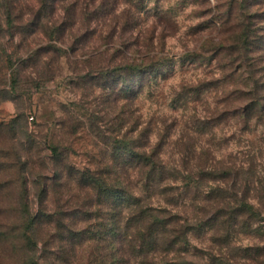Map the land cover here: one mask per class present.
Listing matches in <instances>:
<instances>
[{"label": "clouds", "instance_id": "9594fccd", "mask_svg": "<svg viewBox=\"0 0 264 264\" xmlns=\"http://www.w3.org/2000/svg\"><path fill=\"white\" fill-rule=\"evenodd\" d=\"M85 3L81 0V16L75 28L63 38L41 41L59 49V54L43 55L23 69L15 89L7 76L0 83V89L9 92L7 97L0 94V264H180L189 258L179 252L167 255L143 250L146 238L161 248L170 238L159 228L148 231L154 213L141 218L140 212L153 203L148 193L172 181L157 183L148 175L151 165L146 167L141 161L151 156L162 130V126L156 128L147 147L139 145L146 121L134 127L140 113L125 97L141 88L143 94H155L159 104L155 115L165 120L175 115L168 105L179 93L203 80L224 79L229 74L227 83L205 94L201 105H188L186 122L207 119L226 107L242 111L250 101H257V115L251 119L236 116L215 135L219 141L235 134L229 149L231 157L221 152L206 165L193 161L187 170L181 168L180 145L184 138L178 130L169 140L163 163L169 171L178 170L181 179L175 181L174 194L181 197L184 177L195 180L201 170L219 172L225 168L233 173L223 183H192L187 197L182 198L187 223L196 222L189 209L194 211L200 206L211 216L219 207L232 206V200H206L217 187L226 194L234 193L233 199L238 200L248 185L252 197L248 203L264 217V48L256 49L251 43L256 36H264V18L252 16L264 14V0H234L231 11L233 0H208L204 7L211 11L205 19L212 23L190 43L182 40L183 47L167 53L145 47L117 60L110 58V52L119 43L105 46L100 43L99 33L90 43L71 51L74 37L96 27L82 26ZM173 3L170 0L164 7ZM35 7L38 5L33 4ZM12 8V0H0V16ZM17 11L19 6L12 14ZM193 11L188 8L185 15ZM31 19L29 12L15 23L24 27ZM6 41L7 35L0 37V43ZM21 41L22 36L16 35L7 51L12 52ZM30 44V40L25 41L16 54L21 60H27L38 47ZM220 45L232 46L233 51L216 56L210 66L213 75L181 77L164 85L162 77L169 73V66L155 62L158 56L167 55L175 62L188 55L206 59ZM204 70H208L207 65ZM36 83L39 88L33 87ZM239 93L248 95L231 104L216 103L221 97ZM200 143L203 145L202 140ZM156 204L160 206L158 199ZM258 224L264 230V220L252 223L251 229H257ZM171 227L170 235H174ZM229 230L234 243L219 252L225 262L238 247L264 244L241 236L239 223ZM256 264H264V258Z\"/></svg>", "mask_w": 264, "mask_h": 264}, {"label": "trees", "instance_id": "16d2710c", "mask_svg": "<svg viewBox=\"0 0 264 264\" xmlns=\"http://www.w3.org/2000/svg\"><path fill=\"white\" fill-rule=\"evenodd\" d=\"M159 1L160 0H151V7H149V0H99L98 3L97 0H86L84 4L86 11L83 13L82 26L95 24L96 27L88 28L85 33L74 37L71 51H76L79 47L90 43L93 38L97 37L98 33L102 35L100 43L105 46L113 42L119 43V47L112 48L110 52V58L112 60L120 59L130 53L135 54L145 47L157 48L156 42L158 40H163L164 44V36H166L167 33L156 36L153 28H142L141 24L146 19L145 17L154 19L156 25L159 23L167 25L169 27L167 32H172L173 34L177 30L176 22L169 13L170 8H162V6L158 4ZM205 1L206 0H203L201 3ZM12 4L13 8L9 9L6 15L0 16V37L4 35L8 36V41L0 43V68H2V65L6 62V67H8V65L12 66L17 60H13L12 58L15 53H7L6 45V43L12 41L16 35L20 34L22 36L20 44L27 39L29 34L39 32L44 35L45 39L63 38L71 29L76 27L77 21L81 16V0H12ZM33 4L38 5V7L33 9ZM94 4L96 6L92 7ZM16 6H19V11L13 15L12 11ZM234 6L235 4L233 1V5L230 6V11ZM199 11L200 15H202L204 9ZM29 12L32 13V19L26 26L21 27L15 23L17 20H22L24 15ZM58 13L61 14L59 19H57ZM105 29H107L106 33ZM245 38L247 42V34ZM251 43L254 48L258 46L257 41H251ZM158 49L160 53H165L163 52V45ZM49 50L57 51L59 49L54 48L51 44L38 45L34 52L35 55L33 54L32 57H40L41 53ZM232 51V46L225 48L224 45H220L218 51L211 56V59L214 58L215 60L220 52L230 54ZM186 57L189 58L190 61L201 60L198 55H188ZM155 62L167 64L169 66V72L172 71L173 63L169 56H158ZM183 62L184 60L182 58L181 65H183ZM237 68H239V65H237ZM17 72L15 67L11 69V86L16 82L15 78L17 77ZM168 74L162 77V79H166ZM230 77L231 74L224 79H219V85L222 86L227 83ZM4 78L5 75H0V83H4ZM202 85L214 86L217 84L214 80L198 83L199 87ZM198 86L197 89H194L197 99H199L200 89ZM259 87L260 86H258V88ZM5 92L6 89H0V94ZM189 92L190 88H187L173 98L183 110L188 107V104L191 102V97L188 95ZM140 94H143V88L132 92L128 97H125V99L131 103L136 96ZM154 95L155 94L151 92L147 94L148 97ZM246 95L248 94L239 93L228 95L221 97L216 103L231 104L236 100L244 98ZM257 111V101H250L244 106L242 111L238 108L226 107L216 115L210 116L204 120L197 118L194 121H182L180 131L182 138H184V142L180 145V150L183 153L180 159L181 168L187 170L193 161H196L197 165H206L210 160L215 159L209 147H204V145L196 143L199 137L203 134H211L217 125L228 123V121L236 116L244 115L246 119H251L253 116L257 115ZM158 118L162 122L165 120L161 117ZM154 120L155 118L153 116L147 119L139 141L141 147H147V145L151 143V133L152 131L155 132L151 124L157 125V123H154ZM162 128L158 141L152 149L151 156L148 158H141V161L146 167L151 165L148 167V175L154 177L157 183L165 184L166 181L171 180L172 184H167L165 187L159 189V191L148 193V199L153 203L149 204L146 210L141 209L140 216L144 218L147 214L154 213L152 222L148 226V231L151 232L159 228L164 236H170V238L167 239L163 248L155 241L146 238L144 240L143 250L149 253L160 251L164 254L172 255L176 252H183L186 250L185 239L188 237L189 233H206L208 235V233L212 232L215 234L212 236L208 235V238L212 245L215 246L212 248L215 249L204 252L205 264H252V262L240 263L232 256L228 262H225L219 255V252L224 247L228 246L229 242L232 240V232L229 229H231L232 225L237 223L240 225V233L248 235L253 234L259 238L260 241H264V230H262L259 224L257 229H251L252 223H258L260 220H264V217H260L258 211L248 203L249 199L252 198L249 195L251 189L246 185L244 192L241 193L238 200L233 199L234 193L226 194L224 190L219 187L212 189L206 197L207 201L219 203L225 200H232V206L219 207L211 216L206 215L205 208L197 206L194 211L191 209L189 210L192 214V218L195 219L196 222L187 223L186 220L188 217L183 215V213L180 214L181 210H178L177 207L181 205L182 198L187 197V192L192 183L203 184L207 182L215 183L216 181L223 183L232 176L233 173L227 168L219 172L201 170L196 174L195 180H193L191 176L183 178L185 192L182 197L179 194H174L177 193L175 181L181 179V177L178 170L169 171L165 163H163L165 155L163 146L165 144L167 129H165L166 126ZM157 199L160 202L159 207H157L156 204ZM194 199L196 198L194 197ZM170 226H172L171 232L175 233L174 235H170ZM177 245H179V247H177ZM260 259L261 258L258 260ZM184 263L185 260L180 262V264Z\"/></svg>", "mask_w": 264, "mask_h": 264}, {"label": "rangeland", "instance_id": "374dc122", "mask_svg": "<svg viewBox=\"0 0 264 264\" xmlns=\"http://www.w3.org/2000/svg\"><path fill=\"white\" fill-rule=\"evenodd\" d=\"M201 1L203 0H174L173 5L169 7L170 8L169 13L173 16L172 18L173 20H175L176 25H177V30L173 34L172 32H167L169 30L168 29L169 27L167 25H165L164 23H159L156 25V23L154 22V19L150 17H145L146 19L142 22L141 27L149 28V29L153 28V31L156 36H158L159 34L163 35L167 33V35L164 36L165 37L164 44H163V40L162 41L158 40L156 42L157 48H160L163 45V52L167 53L169 49H173V50L179 49L184 46L182 44V40H186L187 42L190 43L192 41V38L199 35V33L205 31L212 23L211 19H205V17H208L209 12L211 11V9L204 7V5L208 3V0H206L203 3H201ZM169 2L170 0H160L158 4L162 6V8H165L164 4H167ZM249 6H254V5H249ZM188 8H193L194 11L190 14L185 15L186 10ZM201 9L202 10L204 9V11L202 12V15H200V11H199ZM252 16L253 18H257V19L264 18V14L253 13ZM193 20L197 21V23L194 25H190L189 22ZM186 26H187V29L185 30ZM169 34H172V35H169ZM29 40L31 41V44L45 45V44H42L41 41L46 40V39L44 35L40 32L29 34L26 40H24L21 44L20 42H18L13 47L11 54L15 53V55L12 58L14 60V57H15V59H17L16 62L13 63L12 66L8 65V67H6L7 65V62H6L2 65V68H0V75L7 76V82L10 84V86L12 84L11 69L13 67L17 69L18 71L16 73L17 77L15 78L16 82L13 86H11L12 89H15L17 87L20 81L21 72L23 69L30 67L33 63H35L43 55H46L48 53H56V54L60 53L59 50L57 51L49 50V51H45L41 53L40 57L30 56L27 58V60H21L16 54L24 47V42L29 41ZM252 41L253 42L257 41L258 46L255 47L256 49L264 48V36H256L255 39ZM10 42L6 43L7 47L11 46ZM31 44L29 46H31ZM7 53H10V52L7 51ZM182 58L184 60L183 65H181ZM210 59L211 57L206 58V59H201V60L190 61L189 58H187L186 56H183L180 58L179 62L172 61L173 63L172 71L169 72L166 79H163L164 85L167 86L169 80L174 79V80L179 81L181 77L196 79L200 75H203V76L213 75L210 66L213 63L214 58L211 60ZM205 65L208 66L207 71L204 70ZM212 80H214L217 85H214V86L202 85L199 87L197 84L195 87H190V92L188 93V95L191 97V102L189 104L199 106L201 105V102L204 100L205 94L211 93L212 91H216L219 88H221V85H219L220 83L219 79H209V80H203V81L208 82ZM3 82H5V78ZM197 86L200 88L199 89V99L195 97L196 93L194 89H197ZM33 87L39 88V83L34 84ZM2 95L7 97L9 95L8 90L6 89V92L2 93ZM37 99H39V97H37ZM131 103L136 105V111L140 113V119H138L135 122L134 127L139 126V123L143 121L147 122V119L152 116L155 118L154 123H157V125L151 124L152 129L154 127V130H156L158 126L160 127L166 126L165 129H167V134H166L165 144L163 146L164 153L166 155L165 150L168 148L169 140L171 139L173 134H175L182 127L181 122L185 121L184 116L188 112V107H186L183 110V108L180 107L176 101L172 100L170 104L168 105V107L171 110V112L175 113V115L162 122L155 115L156 110L159 108V104L157 102L155 95L148 97L147 94H140V95H137L136 98ZM32 123L33 124L36 123L35 118H32ZM221 126H223L226 129L228 127V123H221L217 125L213 129L211 134H203L201 137H199V139L196 142L198 144H201L200 141L202 140L204 147L206 146L210 148L215 159L219 156L221 152L225 153L226 158L232 156V153L229 152V149L233 147V140L235 139V134H229V135L223 136L219 141L215 140V135L219 132V130L221 129ZM243 130L247 131V128H244ZM153 133L154 131H152L151 134L153 135ZM177 208L178 210H181L180 214L184 212L182 203ZM240 235L243 236L245 239L252 238V239H256L260 241V239L257 238L253 234L248 235L245 233H240ZM185 241H186L185 243L186 250L183 252H179V253H182L185 257H189L185 259L184 264H205L206 261L204 257L205 256L204 252L215 249V248H212L215 246H213L212 243L209 241L208 235L206 233H193V232L189 233ZM192 241H195L196 243L194 244L192 243ZM233 243L234 241L232 239L228 245L233 244ZM200 244H204L206 246L198 247V245ZM232 257L240 263L241 262H252V264H256L255 263L256 260H258L259 258H264V245L256 244V245H251V246H247L243 248L238 247L234 249Z\"/></svg>", "mask_w": 264, "mask_h": 264}]
</instances>
